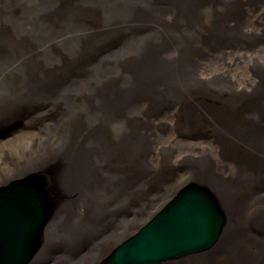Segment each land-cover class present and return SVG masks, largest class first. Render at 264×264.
Here are the masks:
<instances>
[{"label":"bare ground","instance_id":"6f19581e","mask_svg":"<svg viewBox=\"0 0 264 264\" xmlns=\"http://www.w3.org/2000/svg\"><path fill=\"white\" fill-rule=\"evenodd\" d=\"M247 5L248 0H0V124L43 126L38 147L13 161L0 183L8 188L33 185L34 178L49 181L37 185L33 213L20 209L44 219L34 229L42 245L31 264H106L126 251L123 264H147L133 253L149 244L139 236L152 232L156 220L162 237L155 241L181 249L162 264H185L199 255L205 260L207 254L216 264H235L216 254L225 244L236 247L239 264H264V240L245 238L250 222L233 216L243 210L244 217L264 220V58L254 54L258 44L246 42L257 36L244 30ZM208 49L219 53L212 56ZM227 57L237 74L212 69L211 61ZM203 104L212 123L196 111ZM170 122L191 143L199 139L190 135L192 128H218L224 141L218 155L233 158L237 179L227 184L218 174L194 173L171 198L169 190L155 194L150 183L157 169L146 156L154 149L150 132L158 138ZM193 188L205 197L209 190L227 214L205 202L196 208L174 201ZM22 190L5 194L2 203L25 206ZM172 205L178 207L170 210ZM223 218L216 245L188 246L185 233L194 234L183 224L198 228L206 222L219 229L214 220ZM116 222L121 226L112 227ZM130 239L142 240L141 246ZM71 242L75 250L65 244Z\"/></svg>","mask_w":264,"mask_h":264},{"label":"rangeland","instance_id":"374dc122","mask_svg":"<svg viewBox=\"0 0 264 264\" xmlns=\"http://www.w3.org/2000/svg\"><path fill=\"white\" fill-rule=\"evenodd\" d=\"M246 7V17L242 19L244 30L249 31L254 35L257 34V36L255 40H245L247 43L252 45L258 44V46H255L254 48V54H262V57L258 56L262 60V58H264V46H262V44H264V0H248V5ZM22 14H24V12ZM207 53H210L213 56L219 52L216 49H208ZM211 63H215L214 67L212 68L214 71L217 70L221 71L222 73H228L229 71H231L232 73L237 74V68L234 67L236 68V71L233 70L228 57L218 58L215 61H211ZM83 67L84 64L82 63L81 68ZM245 67V71L247 73L246 76H248V70H250L248 64H246ZM248 96L249 94H247L245 97ZM214 101H217V99ZM162 109L163 111L165 110L164 108ZM196 109L197 108H195L194 110ZM198 109L196 111L206 117L205 122L212 123L214 121V117L211 113L208 112V106L206 104H203L202 107L198 106ZM155 111L160 112V109H155ZM8 124H11L10 128L7 127ZM48 127H51V125L44 126V128ZM192 129L195 131H192L190 135H195L196 138H199L198 140H196V142L194 141L193 143L185 139V130L183 131V133H181L179 130V126H175L174 122H170L168 127L162 128L160 131L167 132L164 135L159 132L158 138L154 136V134L157 132H150V140L152 137V141L150 142L155 143L152 152L150 154L148 153L146 156L149 158V161L150 163H152L154 168L157 169V173H154L156 175L155 182L150 184L152 191L154 190V193L158 196H160L162 193L164 194L165 191L169 190L170 192L168 194L170 195L168 197L171 198L173 196V191H180V188L185 184L184 182H186L188 178L190 179V176L194 173H198L199 175L206 177H215V175L218 174V177L222 178V183L227 184L237 179L234 170V160H232L233 158L226 159L227 155H218V153H222L224 148L222 146L224 141L219 140L216 134L218 128L213 125H206L204 123L201 127ZM42 131L43 126H40V123L38 124L36 122L28 125L24 121L18 122V120H13L8 123L0 124V183H2V181L6 178V175L11 173L13 161L19 160L18 158H20V160H24V158H26V155H28L32 150L38 147V136L42 133ZM55 136L56 135H53L54 138ZM182 137L184 139H181ZM41 138L42 140L44 139V137ZM189 144H191L192 146L193 144H196L194 145L196 147L193 146L196 150H192ZM164 146H167L168 148L166 149L164 148ZM197 148L200 150H197ZM249 163L250 162H244L246 166H248ZM259 167L263 168L262 165H260ZM183 168H187L189 172H186V170H182ZM180 180H183L181 184ZM174 183H178L179 187L174 186ZM257 183L262 184V182L259 181ZM239 193L240 192H238L233 198H237L239 196ZM251 198L253 197L251 196ZM221 208L226 215V210L222 205ZM244 215L245 213L242 210L241 212L239 211L233 216L236 218L239 217L238 219L240 221L250 222L247 231L245 232V238H247L249 235H255V238L253 239L264 240V220H251L248 214L245 217ZM238 219L236 221H238ZM118 225L121 226V223H113L112 227L114 226L116 228ZM237 233H241V231H238ZM59 241H63V238H61ZM49 244H51V242ZM65 244L67 248L75 250V244H73L72 242ZM235 249L236 247L225 244L221 248H219L218 251L217 249L215 251L216 254L218 253L220 255L221 262L225 261L224 258H228L230 259V261L235 260V264H239V258L237 257L238 255L236 254ZM76 252L80 254L81 251L79 249ZM48 255L51 258V252H48ZM57 255L60 254H54V256ZM206 257L207 258L205 260H202L201 255H199L195 258H191L185 264H216V260L214 259L216 257L212 255L208 256V254L206 255ZM64 259H67L66 262L70 261V259L67 257H65ZM195 260H197V262H194ZM254 263L257 264L256 260Z\"/></svg>","mask_w":264,"mask_h":264},{"label":"water","instance_id":"95a60500","mask_svg":"<svg viewBox=\"0 0 264 264\" xmlns=\"http://www.w3.org/2000/svg\"><path fill=\"white\" fill-rule=\"evenodd\" d=\"M5 123V122H3ZM34 180H38L36 182H33V185H27V186H20V185H11L8 188H2L0 189V202L2 204V207L0 208V264H31L34 263V260L36 256L39 254L42 241H39L34 236V229L38 224L39 227L44 226V224H41L42 220L39 222L37 221V218H34V215H27V212L32 213L38 208L37 201L39 200L38 192L39 189L45 187L46 182H43V180L39 178H34ZM49 182V181H48ZM40 185L41 188H38L37 185ZM50 186H52V183H49ZM203 188V187H201ZM24 192V196L27 197V203L26 205H17L16 208H11L10 205H7L5 203H2L1 199L6 194L13 193L14 190ZM34 189L35 194H30L29 192ZM190 189V188H188ZM192 191V192H191ZM190 193L188 190H182V196L177 197L174 199V201L181 203L185 205L186 207H196L201 203H206V206L212 205L213 208L221 213L223 216V210L221 208L220 203L216 200L215 197L211 196V192L208 190L205 192L208 194L207 197L205 195H194L193 192H196V189L193 188ZM2 196V197H1ZM191 197V199H187L186 197ZM193 196V197H192ZM8 200V199H7ZM4 202V200H3ZM178 207V205H172L170 206V210H172V207ZM29 209L27 212L22 213L20 209ZM188 209V208H187ZM194 209V208H193ZM6 216V218H5ZM160 222V220H156V222ZM164 220H161V222ZM219 227V229L214 228L215 226L209 225L206 222H203L199 225L198 228L183 224V229H187V232H191L194 235L189 236L185 233L186 238L190 240V246L191 248H202L205 250L206 247L214 246L218 243V240L220 238V229L221 226L224 225V218L223 221H217L214 220ZM46 222V221H45ZM155 222V223H156ZM153 224L152 232H149L148 235L145 234V231L142 232V239L149 241V244L146 247H143L141 251L134 252L137 257L142 258L145 257L143 260L147 264H162L163 262H166L170 260L169 258L166 259L167 255H171V253L180 252V247L175 249H170L167 245L165 248L164 245L167 243V241L158 244L155 240L162 237L158 236L159 233L158 226ZM201 231V232H200ZM199 232V233H198ZM201 233V234H200ZM145 234V235H144ZM212 236H210V235ZM152 235V236H151ZM169 235V234H168ZM201 235L202 237L198 236ZM170 236V235H169ZM204 236V237H203ZM208 236V237H206ZM137 239V238H136ZM136 239H133L129 242L130 245H138V243H142L141 241H134ZM135 242V243H134ZM169 243L171 241L169 240ZM28 245V248H24ZM127 244H125L123 247H125ZM151 246H154V248H151ZM121 247V248H123ZM120 248V249H121ZM163 248V249H161ZM130 252L126 251V253H120L116 252L114 253L110 259L106 262V264H123L122 259L124 256L128 255ZM147 254V255H146ZM176 259V257H174ZM171 258V259H174ZM45 264V263H44ZM136 264H141V261L136 262Z\"/></svg>","mask_w":264,"mask_h":264}]
</instances>
